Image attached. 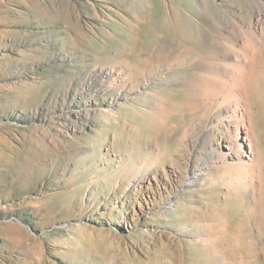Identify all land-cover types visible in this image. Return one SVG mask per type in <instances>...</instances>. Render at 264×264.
Wrapping results in <instances>:
<instances>
[{
    "label": "rangeland",
    "instance_id": "374dc122",
    "mask_svg": "<svg viewBox=\"0 0 264 264\" xmlns=\"http://www.w3.org/2000/svg\"><path fill=\"white\" fill-rule=\"evenodd\" d=\"M262 1L0 0V264H264V205L176 183L166 151L168 85L201 80L167 61L244 48Z\"/></svg>",
    "mask_w": 264,
    "mask_h": 264
},
{
    "label": "bare ground",
    "instance_id": "6f19581e",
    "mask_svg": "<svg viewBox=\"0 0 264 264\" xmlns=\"http://www.w3.org/2000/svg\"><path fill=\"white\" fill-rule=\"evenodd\" d=\"M248 27L244 48L232 39L225 51L204 53L193 58L192 63L186 61V56L178 55L167 61L168 71L172 73L200 63L201 80L189 89L182 87L177 91L170 86L171 81L168 85L170 122L166 151L171 163L178 161L175 153H181L179 158L183 160L184 172L174 174L176 183L182 179L190 185L221 181L228 196L247 205L254 210V216L259 217L257 210L264 205V146L259 125L255 123L259 111L254 100L264 87V64L260 61L264 41V11L261 8ZM150 61L146 68L141 63L135 67L138 80L129 100L138 101L155 84L152 74H157V70ZM124 75L118 78L122 89L127 85ZM170 79L174 80L171 76ZM186 91L189 94L184 98ZM183 111L186 117L181 115L179 120H172ZM177 131L180 134L175 139Z\"/></svg>",
    "mask_w": 264,
    "mask_h": 264
}]
</instances>
